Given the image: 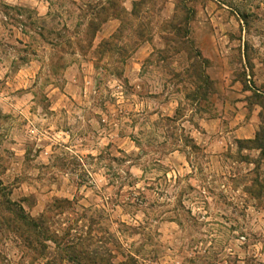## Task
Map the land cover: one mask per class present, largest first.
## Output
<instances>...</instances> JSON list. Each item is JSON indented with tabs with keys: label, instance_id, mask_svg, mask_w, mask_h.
Segmentation results:
<instances>
[{
	"label": "rangeland",
	"instance_id": "374dc122",
	"mask_svg": "<svg viewBox=\"0 0 264 264\" xmlns=\"http://www.w3.org/2000/svg\"><path fill=\"white\" fill-rule=\"evenodd\" d=\"M256 138L264 0H0V264H264Z\"/></svg>",
	"mask_w": 264,
	"mask_h": 264
},
{
	"label": "trees",
	"instance_id": "16d2710c",
	"mask_svg": "<svg viewBox=\"0 0 264 264\" xmlns=\"http://www.w3.org/2000/svg\"><path fill=\"white\" fill-rule=\"evenodd\" d=\"M173 28H174L173 30H177L176 26H174ZM177 31H179V30H177ZM191 71L188 72V74H187V75L190 74L189 75L190 79L192 77H194L197 83H202L203 86L211 87L210 79L205 75V73L202 70L197 69V63H194V65L191 67ZM200 87L201 86H199V85L197 86L198 90L200 89ZM258 141H259V138H256L255 140H252V141H238V143H239V145L254 144V145H256V147L260 148L262 150V152H264V147L261 144H257ZM22 218L26 222V228H27L26 232L27 233L33 232V229H34V232H37V227L38 226L33 223L32 219H30V218H28L26 216H23ZM9 223H11V221ZM16 228L17 227H15V229ZM33 234L35 235L36 233H33Z\"/></svg>",
	"mask_w": 264,
	"mask_h": 264
}]
</instances>
